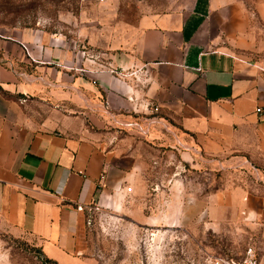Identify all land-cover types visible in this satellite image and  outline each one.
<instances>
[{"label": "crops", "instance_id": "obj_1", "mask_svg": "<svg viewBox=\"0 0 264 264\" xmlns=\"http://www.w3.org/2000/svg\"><path fill=\"white\" fill-rule=\"evenodd\" d=\"M119 30L106 64L61 34H0V222L61 264H87L85 208L175 178L182 143L264 163V0H168ZM203 203L240 214L256 239V191Z\"/></svg>", "mask_w": 264, "mask_h": 264}, {"label": "rangeland", "instance_id": "obj_2", "mask_svg": "<svg viewBox=\"0 0 264 264\" xmlns=\"http://www.w3.org/2000/svg\"><path fill=\"white\" fill-rule=\"evenodd\" d=\"M167 3L0 0V34L6 38L33 30L61 34L87 64L93 60L106 64L108 42L116 28L120 31L124 22L135 21L141 10ZM147 116L150 122L143 127L158 123L155 114ZM180 148L191 156L180 158L175 178H150L146 194H129L113 208L95 204L85 208L87 264H218L221 257L240 258L248 246L264 251V220L256 218L255 239L252 226L234 210L222 214L200 208L204 197L237 186L264 197V163H254L243 154L215 157L198 145L182 143ZM167 165L173 167L171 162ZM0 264L61 263L47 259L30 235L0 222Z\"/></svg>", "mask_w": 264, "mask_h": 264}, {"label": "built area", "instance_id": "obj_3", "mask_svg": "<svg viewBox=\"0 0 264 264\" xmlns=\"http://www.w3.org/2000/svg\"><path fill=\"white\" fill-rule=\"evenodd\" d=\"M22 46L27 49L25 44L22 43ZM257 110H260V108L258 107ZM79 208H81V206H79ZM218 264H264V251L261 252L255 250L252 246H248L243 256L240 258L233 259L229 257H221L218 260Z\"/></svg>", "mask_w": 264, "mask_h": 264}, {"label": "trees", "instance_id": "obj_4", "mask_svg": "<svg viewBox=\"0 0 264 264\" xmlns=\"http://www.w3.org/2000/svg\"><path fill=\"white\" fill-rule=\"evenodd\" d=\"M48 259V258H47Z\"/></svg>", "mask_w": 264, "mask_h": 264}]
</instances>
